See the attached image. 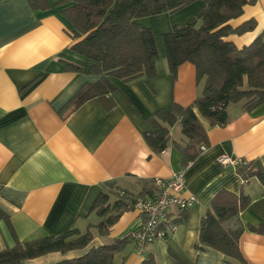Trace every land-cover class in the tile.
<instances>
[{"label":"crops","instance_id":"1","mask_svg":"<svg viewBox=\"0 0 264 264\" xmlns=\"http://www.w3.org/2000/svg\"><path fill=\"white\" fill-rule=\"evenodd\" d=\"M33 1L0 0V208L14 230L0 219V250L14 246L17 239L56 235L73 226L85 230L99 222L91 209L104 183L115 180L119 188L140 194L148 182L183 169L176 146L185 143L180 124L170 128L171 140L161 153L153 151L144 135L152 132L148 119L159 109L170 110L173 102L188 106L202 91L196 68L189 62L178 68L173 81L162 38L174 24L187 22L200 10L203 2L196 1L176 12L137 19L155 33L159 48L155 77L130 82L113 78L118 90L69 113L65 108L69 100L99 77L91 73V60L71 49L73 24L61 12L68 3L51 0L50 8L35 9ZM250 19L256 21L253 30L228 36L238 47L264 34V0L245 5L231 24L236 27ZM63 61L83 66V71H68ZM228 113L223 126H211L201 117L210 144L186 167L183 192L197 202L184 211L172 208L174 232L150 244L145 256L136 253L130 240L114 264H140L150 255L159 264H239L202 246L201 222L216 194L227 189L252 197L241 213L246 226L264 225L260 180L253 177L244 183L236 166L219 163V158L230 156L260 160L264 166V103L250 112L241 103L231 104ZM143 222L133 207L121 214L109 234L96 235L87 248L51 252L23 264L79 257L92 247L126 237ZM240 249L248 264H264V233L246 229Z\"/></svg>","mask_w":264,"mask_h":264},{"label":"trees","instance_id":"2","mask_svg":"<svg viewBox=\"0 0 264 264\" xmlns=\"http://www.w3.org/2000/svg\"><path fill=\"white\" fill-rule=\"evenodd\" d=\"M196 1L203 2L200 10L187 22L174 24L162 38L173 81L178 68L189 62L196 68L202 91L188 106L173 102L170 110L162 108L149 117L152 132L144 135L147 144L156 153L163 152L171 140L170 128L180 124L185 143L176 142V146L186 168L210 144L201 117L211 126H223L228 122L231 104L241 103L249 112L262 105L264 34L243 47L228 39L231 34H243L256 27L255 19L236 27L231 24L232 19L243 14L245 5L255 0H62L59 4L68 5L61 12L73 24L71 49L91 60V73L99 77L95 82L85 83L74 94L65 107L68 112L92 98H104L118 90L113 78L130 82L140 77H155L159 58L155 33L137 19L176 12ZM51 4V0L32 2L35 9H47ZM63 64L68 71H83V66L73 62L63 61ZM237 171L244 183L256 177L264 187V166L260 160L238 166ZM146 186L150 190L145 188L142 193L134 194L119 188L115 180L104 183L91 209L100 217L99 222L88 224L85 230L73 226L56 235L26 241L17 239L14 246L0 250V264H23L25 260L51 252L87 248L96 235L109 234L121 214L132 209L140 197H149V193L154 196L155 180ZM251 200L244 192L237 194L227 189L218 192L202 218V246L219 250L228 261L248 264L240 249L241 235L246 229L264 233L263 224L246 226L241 219L242 211ZM0 219H5L12 229L9 215L1 208ZM130 240L128 236L116 238L111 243L90 248L79 257L50 264H114L116 254ZM140 264L159 263L150 255Z\"/></svg>","mask_w":264,"mask_h":264},{"label":"built area","instance_id":"3","mask_svg":"<svg viewBox=\"0 0 264 264\" xmlns=\"http://www.w3.org/2000/svg\"><path fill=\"white\" fill-rule=\"evenodd\" d=\"M219 163L238 167L247 164L248 161L243 158L223 156L219 158ZM185 175L186 168H183L170 178H157L154 196L140 197L134 203V208L143 215L144 222L127 236L135 243L136 253L140 256H145V251L150 244L174 232L176 223L171 217L173 207L184 211L197 202L195 196L183 194L186 185Z\"/></svg>","mask_w":264,"mask_h":264}]
</instances>
